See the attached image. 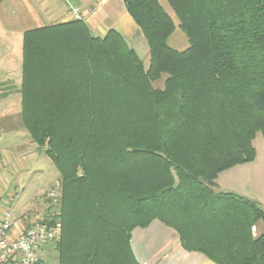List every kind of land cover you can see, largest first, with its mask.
I'll list each match as a JSON object with an SVG mask.
<instances>
[{
    "label": "trees",
    "instance_id": "16d2710c",
    "mask_svg": "<svg viewBox=\"0 0 264 264\" xmlns=\"http://www.w3.org/2000/svg\"><path fill=\"white\" fill-rule=\"evenodd\" d=\"M165 1L185 49L159 0H123L147 63L83 18L22 34L21 124L58 174L53 264H141L132 231L154 220L216 264H264V207L213 189L264 137V0Z\"/></svg>",
    "mask_w": 264,
    "mask_h": 264
},
{
    "label": "crops",
    "instance_id": "0c3cea01",
    "mask_svg": "<svg viewBox=\"0 0 264 264\" xmlns=\"http://www.w3.org/2000/svg\"><path fill=\"white\" fill-rule=\"evenodd\" d=\"M69 7L80 9L82 18L93 35L101 36L108 29L114 28L135 48H137L134 43L136 40L140 42L139 45H143V40H140L142 36L126 11L123 0H0L1 211L10 210L11 200L14 198L13 193L5 191L9 169L11 168L14 173L18 172L23 165L18 166L15 159L33 150V143L22 127L20 115L19 86L22 56L19 55V48L22 47V34L27 29L73 19ZM5 153L7 158L4 156ZM252 162L238 164L220 172L214 180L213 189L217 192H233L249 198L233 187L231 178L235 169H238L235 167H243ZM54 179L56 183H53L48 191L58 184L55 176ZM259 203L264 206L261 201ZM12 215L15 232L21 230L31 220L23 211ZM131 247L141 264H216L201 253L184 250L174 230L157 220L152 221L145 229L136 228L132 231Z\"/></svg>",
    "mask_w": 264,
    "mask_h": 264
},
{
    "label": "rangeland",
    "instance_id": "374dc122",
    "mask_svg": "<svg viewBox=\"0 0 264 264\" xmlns=\"http://www.w3.org/2000/svg\"><path fill=\"white\" fill-rule=\"evenodd\" d=\"M159 2L172 17L176 25L175 30L168 38L169 46L177 50L185 49L188 45V41L184 33L178 27L176 16L165 0H159ZM140 36H142L141 33ZM141 39L143 40V45H139L140 42H138V40L134 43L137 47L136 50L139 56L147 63L149 57L148 47L143 37H141L140 40ZM21 53L22 47L19 48L20 56H22ZM161 82L162 80H157L154 81L153 84L154 86H160ZM26 135L28 136V134ZM253 145L256 151L255 158L252 160L253 162L243 167H235L238 169H235V172L233 171L231 182L234 185L233 187L241 191L244 195H247L249 199L264 203V137L261 132L256 133L253 139ZM4 156L6 157V153ZM15 163L18 164V166H23L22 168L20 167L19 171L16 173L12 172L10 168L6 178L7 186L5 185V189L7 188V190L5 191L6 193L9 192L14 194V198L11 200L12 205L9 208L10 211L12 213L23 211L27 214V217L31 219L34 216L45 214L48 206L52 204L47 201L48 189L56 183L54 176L55 178L58 176L54 165L43 152L37 151L34 145L32 151H28L25 155L21 156V158L15 159ZM262 228V225L257 226L258 231ZM252 233L253 235L256 233V227L254 231L252 230ZM46 249L47 251L45 253L49 255L46 256L47 261L52 264L55 263L54 251L49 249L48 246Z\"/></svg>",
    "mask_w": 264,
    "mask_h": 264
},
{
    "label": "built area",
    "instance_id": "2783aa9c",
    "mask_svg": "<svg viewBox=\"0 0 264 264\" xmlns=\"http://www.w3.org/2000/svg\"><path fill=\"white\" fill-rule=\"evenodd\" d=\"M69 13L75 19L83 17L76 7H69ZM57 195L56 187L47 193L53 203L57 201ZM42 216H34L28 225L15 232L10 210L0 212V264H52L47 261L45 250L58 237L59 224H48Z\"/></svg>",
    "mask_w": 264,
    "mask_h": 264
}]
</instances>
